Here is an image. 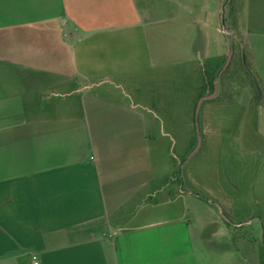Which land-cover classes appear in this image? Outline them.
<instances>
[{
    "label": "crops",
    "instance_id": "obj_1",
    "mask_svg": "<svg viewBox=\"0 0 264 264\" xmlns=\"http://www.w3.org/2000/svg\"><path fill=\"white\" fill-rule=\"evenodd\" d=\"M245 5L261 49L264 0ZM151 11L0 0V264H210L150 169Z\"/></svg>",
    "mask_w": 264,
    "mask_h": 264
},
{
    "label": "rangeland",
    "instance_id": "obj_2",
    "mask_svg": "<svg viewBox=\"0 0 264 264\" xmlns=\"http://www.w3.org/2000/svg\"><path fill=\"white\" fill-rule=\"evenodd\" d=\"M137 4L152 10L142 88L155 186L181 187L196 242L213 244L210 264H264V41L249 44L258 30L245 0Z\"/></svg>",
    "mask_w": 264,
    "mask_h": 264
},
{
    "label": "built area",
    "instance_id": "obj_3",
    "mask_svg": "<svg viewBox=\"0 0 264 264\" xmlns=\"http://www.w3.org/2000/svg\"><path fill=\"white\" fill-rule=\"evenodd\" d=\"M31 262H32V264H38L36 257L34 255L31 256Z\"/></svg>",
    "mask_w": 264,
    "mask_h": 264
},
{
    "label": "water",
    "instance_id": "obj_4",
    "mask_svg": "<svg viewBox=\"0 0 264 264\" xmlns=\"http://www.w3.org/2000/svg\"><path fill=\"white\" fill-rule=\"evenodd\" d=\"M229 60H230V57H229ZM229 60H228V61H229ZM200 103H201V101H200V102H199V104H198V108H197V111H198V109H199V105H200Z\"/></svg>",
    "mask_w": 264,
    "mask_h": 264
}]
</instances>
